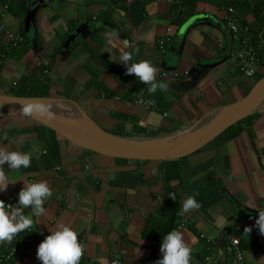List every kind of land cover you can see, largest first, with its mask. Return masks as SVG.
Returning a JSON list of instances; mask_svg holds the SVG:
<instances>
[{"label": "crops", "instance_id": "crops-1", "mask_svg": "<svg viewBox=\"0 0 264 264\" xmlns=\"http://www.w3.org/2000/svg\"><path fill=\"white\" fill-rule=\"evenodd\" d=\"M175 2L0 0V21L25 37L6 52L8 39L0 32V94L33 90L47 75L49 96L77 103L114 134L161 138L201 127L264 76V0L232 1L261 50L254 76L240 72L231 58L238 42L225 20L227 0H188L192 11L185 16ZM107 33L115 35L109 40ZM167 37L163 50L156 42ZM124 51L134 61L149 60L167 87L150 94L119 62ZM250 116L191 155L130 160L85 149L29 116L0 114V148L38 149L29 168L11 172L18 180L0 199L16 204L25 181L47 180L53 189L36 226L0 243V257L16 247L3 264H43L38 245L61 223L78 232L84 246L79 264L116 258L154 264L163 256L162 237L175 203L191 264H239L233 236L248 264H264V234L255 223L264 208V101ZM189 195L201 206L185 212L182 202Z\"/></svg>", "mask_w": 264, "mask_h": 264}, {"label": "clouds", "instance_id": "clouds-1", "mask_svg": "<svg viewBox=\"0 0 264 264\" xmlns=\"http://www.w3.org/2000/svg\"><path fill=\"white\" fill-rule=\"evenodd\" d=\"M114 35L115 33L106 34L109 40ZM119 62L125 65L127 74H135L138 80L148 86L147 91L150 94L155 93L158 88L167 87V84L157 81V69L149 60L134 61L132 52L124 51L120 55ZM20 104L22 105L20 112L24 115H30L34 109H37L47 113L50 119L55 117V113L49 111L43 104L34 105L25 101H21ZM37 151L35 147L30 151L0 148V192L6 191L9 184H14L18 180L11 178L12 171L18 172L22 168L31 166L33 153ZM5 162H8L7 168L4 167ZM52 195L53 189L48 181L38 180L25 181V186L18 193L16 204L6 203L4 199H0V243L11 242L18 234L35 227V221L46 214L45 204ZM171 196L175 198L174 193ZM182 203L185 212L201 206L194 195H189ZM255 223L259 231L264 234V208H259ZM251 231V226H248L244 233L247 235ZM161 252L163 256L154 264H191L192 248L185 241L184 232L180 228L163 235ZM83 255L84 246L78 239V232L66 223H61L55 230H51V234L38 245L37 250V257L43 264H79Z\"/></svg>", "mask_w": 264, "mask_h": 264}, {"label": "water", "instance_id": "water-1", "mask_svg": "<svg viewBox=\"0 0 264 264\" xmlns=\"http://www.w3.org/2000/svg\"><path fill=\"white\" fill-rule=\"evenodd\" d=\"M21 101L43 104L55 113L34 109L29 116L65 136L75 144L112 157L130 160H173L191 155L233 125L252 115L264 101V76L242 99L219 108L201 127L161 138H130L114 134L99 125L80 105L52 96L0 94L1 115H24Z\"/></svg>", "mask_w": 264, "mask_h": 264}, {"label": "built area", "instance_id": "built-area-1", "mask_svg": "<svg viewBox=\"0 0 264 264\" xmlns=\"http://www.w3.org/2000/svg\"><path fill=\"white\" fill-rule=\"evenodd\" d=\"M233 0H227L228 5L224 7L225 10V20L234 33L236 41L238 42V47L232 51L231 58L235 63L236 68L245 74L250 76H254L257 74L256 64L260 61V53L261 50L257 45H254L251 37V27L249 24L242 22L243 19L238 16L236 13V7L232 3ZM176 5L179 12L184 11L185 8L183 6L184 0H176ZM8 7V6H6ZM0 32L7 36L8 44L6 47V52L10 51L14 47H20L25 42V37L5 25L4 22L0 21ZM170 37L160 38L157 40V45L161 49L166 48L167 42L170 40ZM6 56V53L3 54V57ZM3 59L0 58V65H2ZM178 74V73H177ZM14 86H18V81L14 82ZM139 103L145 104L149 106L148 101L139 97L137 99ZM6 203H9L5 200ZM186 220L182 221V225L185 224ZM232 242L234 244V253L236 261L239 264H248L245 259V254L240 247V239L237 236L232 237ZM16 251V247H12L10 252L0 257V264H3L6 260H9L14 252ZM5 260V261H4ZM207 260H212L211 256H207ZM110 264H125L119 259H112Z\"/></svg>", "mask_w": 264, "mask_h": 264}, {"label": "trees", "instance_id": "trees-1", "mask_svg": "<svg viewBox=\"0 0 264 264\" xmlns=\"http://www.w3.org/2000/svg\"><path fill=\"white\" fill-rule=\"evenodd\" d=\"M187 3H188V0H184L183 6H184L185 10L182 12L180 11V13H179L180 16H185V14L187 15L192 11V6L191 7L188 6ZM193 6H194V3H193ZM176 7H177V5H176ZM45 68H46L45 66L42 67L43 71L46 70ZM35 84H36V87L33 90L18 89L17 88L12 92V94L22 95V96H49L50 95V78H49V76L44 75V77L42 79H37L35 81ZM251 119H252V116H249L246 119L237 123L236 125L237 126L241 125L243 122H246V121L250 122ZM236 125L232 126L231 128L235 127ZM169 212L172 214L173 218L171 220V226L169 228H168V226H165V231L167 230V232L165 234H167L169 231L178 227V223H177V216H178V212H179L178 203H175L172 207H170ZM80 260L82 263H84V260L82 258Z\"/></svg>", "mask_w": 264, "mask_h": 264}]
</instances>
